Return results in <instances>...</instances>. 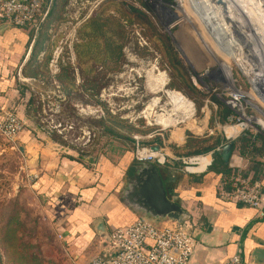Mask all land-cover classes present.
Segmentation results:
<instances>
[{"label":"rangeland","instance_id":"374dc122","mask_svg":"<svg viewBox=\"0 0 264 264\" xmlns=\"http://www.w3.org/2000/svg\"><path fill=\"white\" fill-rule=\"evenodd\" d=\"M107 1L70 0L65 22L54 36L47 90L33 100L29 124L17 116L26 123L19 135L9 138L0 131V264H65L62 251L55 242L60 238L51 230L50 221H46L39 201H33L26 190L35 183L31 179L35 166L25 159L26 145L22 143L26 134L30 139L53 140L62 151L73 152L75 156L79 154L87 161L96 159V164L105 158L112 165L126 169V162L135 160L134 172L138 164L143 163L135 158L136 137L142 138L140 149H150L153 143H157L155 132H169L176 126L186 125L182 113L175 112L171 103L174 98H180L193 108L187 118H192L193 125L208 119L210 123L224 106L232 114L226 125L220 124L221 118L217 115L214 120L217 127L219 124L223 130L224 127L238 125L241 135L236 140L245 132L252 137H264V127H259V124L264 125V74H258L260 71L252 73L259 63L263 65V46L257 48L254 43L249 45L245 42L253 41L251 34H255V27L263 40L264 35L257 22L263 21L260 25H264L262 17H254L257 20L254 26L252 23L242 24L235 19L236 6H230L235 17L228 21L214 11L220 9L218 0L214 1L215 4L213 0H114L103 15L122 18L127 27L125 62L118 71L106 72L98 68L107 85L92 100L83 92L84 78L75 55V45L80 40L78 34L82 24L100 12L102 4ZM249 2L245 0L242 8L256 9V5H252L255 3ZM122 3L144 12L148 28L124 17ZM222 8L229 7L224 4ZM159 35L169 41L173 61L159 41ZM240 53L247 62L245 69L242 66L245 63L238 61ZM64 67L71 70L75 86L73 93H80L79 100L69 98L57 79ZM158 78L165 83L162 88ZM186 84L191 85L195 93ZM155 101L156 105L149 109ZM173 114V119L179 121L178 125L171 123L165 128L157 123L160 115ZM108 115L135 126L143 133L130 135L133 143L106 133L99 123ZM115 132L127 135L120 129ZM128 152L131 158L125 156ZM179 166L182 169L186 167L184 163Z\"/></svg>","mask_w":264,"mask_h":264},{"label":"crops","instance_id":"0c3cea01","mask_svg":"<svg viewBox=\"0 0 264 264\" xmlns=\"http://www.w3.org/2000/svg\"><path fill=\"white\" fill-rule=\"evenodd\" d=\"M27 42L28 31L5 24L0 14V115L10 112L29 124L31 104L47 90L48 81L22 75L31 54L32 45L26 48ZM184 121L185 126H176L169 132L158 130L155 136L162 142L158 145L160 152L166 155L167 165L159 170L167 196L188 212L190 217L186 223L196 230L197 248L190 264H228L235 256L249 264L251 253L264 248V218L259 219L253 208L223 200L219 189L225 187L224 178L209 172L214 152L229 142L235 145L228 167L236 171L250 167L236 145L241 132L232 126L221 130L215 123L210 128L209 119L194 125L192 118ZM217 137L221 143L225 142L220 150L218 147L208 154H189L192 150L186 145L190 139L199 142ZM23 138L27 162L38 158L37 166L31 171L38 176L37 180L26 190L33 201H39L51 230L60 238L55 242L62 251L64 263L87 264L98 254H109L106 243L109 235L142 217L122 196L132 180L133 170L116 167L105 158L98 164L96 159L87 161L84 156L62 151L50 139L39 141L27 134ZM156 144L151 148L157 147ZM129 155L130 152L125 154ZM193 156L209 157L211 166L201 169L199 165L193 167V172L179 166L184 163L183 159ZM259 183L264 193L263 177ZM100 223L104 225V235L97 232Z\"/></svg>","mask_w":264,"mask_h":264},{"label":"trees","instance_id":"16d2710c","mask_svg":"<svg viewBox=\"0 0 264 264\" xmlns=\"http://www.w3.org/2000/svg\"><path fill=\"white\" fill-rule=\"evenodd\" d=\"M113 2L114 0H109L103 3L100 8L101 11L91 16L82 24L78 34L80 40L75 45V55L77 62H79V65L82 67L81 73L84 78L82 86L83 92L92 100L95 99L97 96L96 94H99L102 87L107 85V83L104 84L105 77L98 68L100 67L106 72L118 71L125 62L124 48H126L128 44L127 27L123 23L122 18L103 15L104 10L112 6ZM69 3L70 0H47L48 13L44 21L39 24L37 32L24 29L28 31L26 48H30V45H32L29 60L22 69L24 78L34 80L46 79L48 81V65L54 46V36L60 25L65 22L64 16ZM121 5L124 7V17L128 18L132 23H138L143 26L147 25L145 27L148 28V19L144 12L124 3ZM152 30L154 29L152 28ZM155 35L158 36L157 34ZM159 41L168 50V56L171 57V61H173L174 57L173 54H171L169 41L166 37L160 35ZM71 74L70 68L64 67L57 79L69 98L76 97V99L79 100L80 93H73L75 86L74 78L71 77ZM186 87L189 88L191 92L195 93L191 85L187 86L186 84ZM176 94L179 93L176 92ZM202 104L199 105L198 109ZM231 114L232 111L221 106L220 112H218L215 117L211 118L210 128L214 126V120L217 118V115L221 118L220 124L226 125V120ZM107 123H110L113 127L108 126ZM99 124L104 126L106 133L121 138L123 137L128 143H133L130 135L133 133H143L135 126L122 122L111 115H108V118L105 121H101ZM116 129L126 131L127 135L121 136V134L115 132ZM156 142L158 145H162L160 140L157 139ZM222 145H225V142L221 143V139L217 137L212 141L202 140L199 142H194L190 139L186 147L192 150L189 154L203 155L214 151L218 147H222ZM236 145H238L240 155L248 161L250 167L245 171L230 169L228 165L224 164L221 160L219 152L215 151L213 154V163L209 172L220 174L224 178L223 182L227 184L226 186H228V180L237 175H241L252 183L259 182L261 177L264 178V162L262 161L264 160V137H252L249 133L245 132L236 141ZM129 157L131 158L132 156L129 155ZM126 163V169L129 171H132L137 165L135 160L132 163L130 160ZM241 264H247V261L242 260Z\"/></svg>","mask_w":264,"mask_h":264},{"label":"built area","instance_id":"2783aa9c","mask_svg":"<svg viewBox=\"0 0 264 264\" xmlns=\"http://www.w3.org/2000/svg\"><path fill=\"white\" fill-rule=\"evenodd\" d=\"M47 13V0H0V14L5 24L18 29L37 32ZM262 124H259L261 129L264 127ZM24 127V122L15 114L4 112L0 115V131L5 136L15 138ZM232 127L239 128L238 125ZM135 140L137 161L158 167L166 163V155L160 150L140 149L142 138L136 137ZM143 152H147L146 156ZM203 158L183 159L186 170H194L193 167L199 166ZM210 166L211 163L205 168ZM37 177L32 175L31 179L36 181ZM219 195L225 201L253 208L259 219L264 218V193L259 182L252 183L237 175L228 180V186L219 189ZM106 243L110 248L109 254H98L87 264H190L197 248L196 230L192 225L155 222L145 217H140L131 226L114 230ZM228 264H241V259L235 256ZM249 264L255 263L251 261Z\"/></svg>","mask_w":264,"mask_h":264},{"label":"water","instance_id":"95a60500","mask_svg":"<svg viewBox=\"0 0 264 264\" xmlns=\"http://www.w3.org/2000/svg\"><path fill=\"white\" fill-rule=\"evenodd\" d=\"M264 4V0H261ZM221 3L220 1L218 2ZM234 142L227 143L219 155L224 164H228L234 150ZM24 152V148H21ZM154 152L159 147L152 149ZM33 166H37L38 158H33ZM124 202L142 217L155 222H168L184 224L189 220L190 215L179 204L169 200L164 187L159 167L150 163H140L134 170L132 180L127 183L122 191ZM103 223L99 224L97 232L104 233ZM251 259L255 264H264V248H257L251 253Z\"/></svg>","mask_w":264,"mask_h":264},{"label":"bare ground","instance_id":"6f19581e","mask_svg":"<svg viewBox=\"0 0 264 264\" xmlns=\"http://www.w3.org/2000/svg\"><path fill=\"white\" fill-rule=\"evenodd\" d=\"M207 1V0H206ZM214 1H216V0H213L212 1V3L213 4H215V2ZM218 1H220L221 3L219 4V5H221L220 6V9H215L214 11H216L219 15H221V16H224L225 17V19L226 20H228V21H230V19L232 20L234 17H235V13L234 12H232L231 11V7L230 6H236V9H238V11L236 10V20H238V21H240L242 24H244L245 22L247 23V24H249V25H251V23H252V26H254L253 24L257 21V20H255V18L256 19H258L259 17L258 16H260V17H262V19L264 20V4L261 2V0H250L251 2H249V3H252V1L255 3V4H252V5H256V9H249V8H242V6H243V4H244V1L245 0H218ZM247 1H249V0H247ZM210 2V1H209ZM217 2V1H216ZM211 3V4H212ZM224 4L225 5H228V9H226V8H222V6H224ZM251 5V6H252ZM244 7V6H243ZM258 7V8H257ZM260 7V8H259ZM254 8V7H253ZM241 10H243L246 14H243L242 12H241ZM187 12H189V11H187ZM213 12V11H212ZM227 14H231L230 15V17H226V15ZM234 16H233V15ZM254 14V16L252 17V15ZM258 15V16H257ZM220 16V17H221ZM255 17V18H254ZM258 17V18H257ZM223 18V17H222ZM221 18V19H222ZM249 21H248V20ZM261 21V20H260ZM249 22V23H248ZM258 22V26H260L261 27V34L262 35H264V30H263V28H264V25H260V23H262V22H259V21H257ZM257 22H256V24H257ZM238 24V23H237ZM240 26V25H239ZM251 26V27H252ZM233 27V26H232ZM243 27V26H242ZM225 28V27H224ZM253 28V27H252ZM256 28V27H255ZM254 28V32H255V34H251V37L253 38V41L251 42H249V41H245L246 43H254L255 44V46L258 48V46L260 47V46H263L262 47V49H263V52H262V55H263V59H264V37H263V40L261 41V39H262V36L260 35V34H258L259 32H257V30ZM229 29H230V27H229ZM228 30V29H227ZM230 30H232V29H230ZM229 30V31H230ZM242 30V29H241ZM256 30V31H255ZM245 32V31H244ZM244 35V34H243ZM249 36V35H248ZM231 38V37H230ZM249 38V37H248ZM261 38V39H260ZM259 39H260V41H259ZM248 40V39H247ZM237 42V41H236ZM233 44V43H232ZM250 45V44H249ZM254 46V45H253ZM240 47V46H239ZM242 49V48H241ZM240 49V50H241ZM242 51V50H241ZM258 51V50H257ZM242 56V53H240V59L238 60V61H240V62H242V63H245V57H241ZM248 58V62H250V58L249 57H247ZM254 58V57H253ZM247 63V62H246ZM246 63H245V65L243 64L242 66L244 67L243 69H245V66H246ZM255 63V62H254ZM256 64V63H255ZM259 65V67H257V68H255L256 70H252V73L253 74H255L256 72L258 73V71H260V73H258V74H264V60H263V65L262 64H258ZM156 68V67H155ZM154 71V70H153ZM251 72V71H250ZM245 73H247V72H245ZM248 73H249V71H248ZM261 76V75H260ZM158 80L160 81V83H162L161 84V88H162V86L163 85H165V83H164V81H163V79H159L158 78ZM161 88H159V89H161ZM157 97V96H156ZM155 97V98H156ZM171 103L173 104V107H175V112L177 111V112H180V113H182L181 115L184 117V118H189L190 117V115L192 114V110H193V108H192V106L191 105H189V103H186V101H183L182 99H180V98H174L173 100H171ZM154 105H156V101L154 102V104L153 105H151L150 106V108L149 109H152L153 108V106ZM166 108V107H165ZM155 111V110H154ZM166 111V110H165ZM171 111V110H170ZM191 111V112H190ZM143 112V111H142ZM141 113V112H140ZM153 113V112H152ZM143 114H144V112H143ZM147 115V114H146ZM173 116H175V114H173V115H168V116H165V115H160L159 117H157L158 118V120H157V123L160 125V126H162V127H165V128H167V127H169L170 125H171V123H177L178 124V120L176 119V118H174L173 119ZM148 118V117H147ZM149 123V122H148ZM242 130V129H241ZM234 131V130H233ZM240 131V128H237L236 129V132H239ZM143 154V156H146V154H147V152H143L142 153ZM210 163V160L209 159H206V158H203V159H201V161H200V168L201 169H204L208 164Z\"/></svg>","mask_w":264,"mask_h":264}]
</instances>
